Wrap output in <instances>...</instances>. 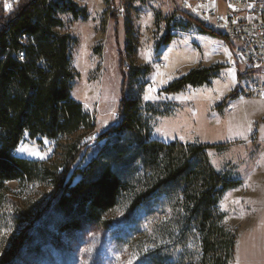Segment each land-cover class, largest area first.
Wrapping results in <instances>:
<instances>
[{
	"label": "trees",
	"instance_id": "trees-1",
	"mask_svg": "<svg viewBox=\"0 0 264 264\" xmlns=\"http://www.w3.org/2000/svg\"><path fill=\"white\" fill-rule=\"evenodd\" d=\"M60 5L50 0L0 5V220L8 216L26 226L4 248L0 264H13L45 229L67 235L85 226L111 229L109 218L117 210L126 224L141 229L136 248L146 249L149 264H229L236 236L224 226L219 204L240 181L218 172L206 154L222 146L153 140L137 102L125 96L118 120L104 133H92L91 116L71 97L76 75L70 38L57 31ZM64 9L76 11L72 4ZM195 23L202 34L230 46L226 37ZM171 41L167 35L165 45ZM220 68L192 70L164 91L207 84ZM81 132L97 143L104 140L99 156L83 169L74 166L86 154L80 141L61 145L60 154L48 160L15 156L25 135L62 142ZM12 182L18 194L8 186ZM36 188L46 193L26 205ZM11 195L20 198L21 208L12 207Z\"/></svg>",
	"mask_w": 264,
	"mask_h": 264
},
{
	"label": "rangeland",
	"instance_id": "rangeland-1",
	"mask_svg": "<svg viewBox=\"0 0 264 264\" xmlns=\"http://www.w3.org/2000/svg\"><path fill=\"white\" fill-rule=\"evenodd\" d=\"M50 1L62 4L56 11L61 22L57 31L70 38L76 75L71 97L91 116L92 133H104L118 120L125 96L137 102L152 139L222 146L206 154L218 172L240 181L219 204L224 226L236 236L229 264H264V100H249L239 92L246 80H240L229 65L233 53L227 42L176 20L175 7L180 8L181 0ZM67 4L75 7V13L64 9ZM185 14L193 16V11L183 9ZM167 35L172 41L165 45ZM212 67L221 68L209 83L179 93L164 91L190 71ZM136 69L139 75H132ZM73 141H80L86 152L76 169L98 157L104 145V140L97 143L83 132L62 142L25 135L15 156L48 160L60 154L61 145ZM8 186L14 194L20 192L16 182ZM45 193L44 188L34 189L26 205ZM10 200L12 207H22L16 195ZM112 215L113 228L108 230L85 226L67 235L45 229L47 233L27 244L13 264H149L146 249L136 248L143 236L139 226L126 224L121 210ZM25 227L16 226L12 217L1 218L0 259L9 241Z\"/></svg>",
	"mask_w": 264,
	"mask_h": 264
},
{
	"label": "built area",
	"instance_id": "built-area-1",
	"mask_svg": "<svg viewBox=\"0 0 264 264\" xmlns=\"http://www.w3.org/2000/svg\"><path fill=\"white\" fill-rule=\"evenodd\" d=\"M13 2L1 0L0 5ZM183 9L193 11V21L185 20ZM175 16L185 24L198 22L214 33L219 34V29L234 33L235 45L228 47L233 53L229 65L240 80H246L239 92L249 100H264V0H181Z\"/></svg>",
	"mask_w": 264,
	"mask_h": 264
},
{
	"label": "bare ground",
	"instance_id": "bare-ground-1",
	"mask_svg": "<svg viewBox=\"0 0 264 264\" xmlns=\"http://www.w3.org/2000/svg\"><path fill=\"white\" fill-rule=\"evenodd\" d=\"M191 17L193 18V16H191ZM185 20L189 21L186 17H185ZM173 33H175V32H172V34ZM219 34H221L222 36L226 37L228 39L230 45H235V34L232 33L230 30H228V29H219ZM126 70H127V68H126Z\"/></svg>",
	"mask_w": 264,
	"mask_h": 264
},
{
	"label": "crops",
	"instance_id": "crops-1",
	"mask_svg": "<svg viewBox=\"0 0 264 264\" xmlns=\"http://www.w3.org/2000/svg\"><path fill=\"white\" fill-rule=\"evenodd\" d=\"M190 16V15H189ZM185 17V16H184ZM217 46H219V47H223V46H221L220 44H217ZM167 136H169L168 134H166ZM171 136H169L168 138H170ZM153 140H158V139H153ZM158 141H161V142H164V143H169V142H165V141H167V140H165V141H162V140H158Z\"/></svg>",
	"mask_w": 264,
	"mask_h": 264
},
{
	"label": "snow or ice",
	"instance_id": "snow-or-ice-1",
	"mask_svg": "<svg viewBox=\"0 0 264 264\" xmlns=\"http://www.w3.org/2000/svg\"><path fill=\"white\" fill-rule=\"evenodd\" d=\"M21 59H23V54H21ZM24 149H21V151H23Z\"/></svg>",
	"mask_w": 264,
	"mask_h": 264
},
{
	"label": "water",
	"instance_id": "water-1",
	"mask_svg": "<svg viewBox=\"0 0 264 264\" xmlns=\"http://www.w3.org/2000/svg\"><path fill=\"white\" fill-rule=\"evenodd\" d=\"M9 8H10V6H9Z\"/></svg>",
	"mask_w": 264,
	"mask_h": 264
}]
</instances>
